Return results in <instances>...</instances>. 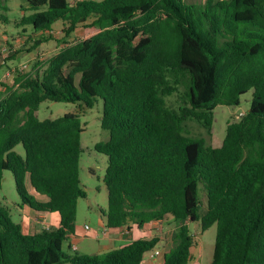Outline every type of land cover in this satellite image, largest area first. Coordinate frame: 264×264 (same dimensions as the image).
<instances>
[{
  "label": "trees",
  "instance_id": "1",
  "mask_svg": "<svg viewBox=\"0 0 264 264\" xmlns=\"http://www.w3.org/2000/svg\"><path fill=\"white\" fill-rule=\"evenodd\" d=\"M26 1L33 13L17 26L29 29L7 38L27 40L29 51L57 40L59 22L66 36L90 25L99 32L18 73L12 86L0 84V189L10 171L25 206L59 218L25 234L0 205V264H143L158 248L155 236L104 254L64 251L86 197L84 127L77 114L41 120L38 111L45 101L93 108L99 99L110 134L95 145L108 159L107 228L172 219L163 264H190V224L200 221L202 232L217 226L211 264H264V0ZM8 11L0 0V28ZM182 88L175 110L166 97ZM251 90L249 111L222 142L184 134L189 120L210 131L215 109L239 106Z\"/></svg>",
  "mask_w": 264,
  "mask_h": 264
},
{
  "label": "rangeland",
  "instance_id": "2",
  "mask_svg": "<svg viewBox=\"0 0 264 264\" xmlns=\"http://www.w3.org/2000/svg\"><path fill=\"white\" fill-rule=\"evenodd\" d=\"M74 3L76 0H69ZM188 3L200 4L206 0H185ZM9 7L7 13L9 23L1 25L0 28V84L4 83L12 86L15 82V77L18 73H31L38 62H45L50 57L60 51L61 47L74 43L79 40L87 39L99 32L96 27L85 26L78 28L70 36H66L63 32L61 22L54 25L53 35L57 40H50L43 43L36 50L29 51L30 47L25 43L27 40H16L7 38L21 34L25 27L17 26L23 15L32 14L29 10V4L26 0H5ZM9 44H6V40ZM26 67L24 68V66ZM183 88L179 92L166 97L169 107L178 110L182 106ZM253 91H249L241 97L239 106H224L220 105L215 109V119L212 129L209 131L200 125L195 120H189L184 125V134L194 138H202L207 145H216L222 142L226 136L227 126L229 123L239 121L246 114L251 106ZM66 113H74L80 116L84 127L82 134L83 154L80 160L81 166V182L86 192V197L81 198L78 203L77 217L75 221V230L82 231L85 235L83 239L77 241L78 254L93 255L104 254L108 250L102 249V245L106 241L102 237L101 222H106L103 212L108 208V190L104 183V175L108 164V159L105 155L98 153L95 150V145L99 142H106L109 139V131L102 128L103 101L98 100L93 108H86L80 104L66 102L45 101L41 104L38 111V116L41 120L56 119L64 116ZM17 151L23 154L21 146L17 147ZM27 189L30 194H33L29 183ZM200 195H202L200 191ZM38 196V195H37ZM203 198L205 197L202 195ZM44 199H46L44 197ZM0 205L6 207L12 220L15 223L23 224L24 218L29 215V207L25 206L16 188V183L12 172L4 173L2 188L0 189ZM206 210L205 200L201 209V214ZM53 215H57L53 213ZM85 225L90 227L85 229ZM23 227L25 234H34V229L31 227ZM55 227L52 225H44L42 228ZM177 224L172 220L160 222L157 225L149 226L144 230V236L152 238L158 236L161 242L158 248L146 257L154 255L151 260H159L161 256L169 249L171 245V236L176 230ZM191 232L194 236L195 245L192 249L193 259L191 264H211L216 242L217 226L214 225L205 232H202L201 222L190 224ZM95 235L98 236L95 238ZM141 237V238H145ZM71 239L66 240L63 244L64 251L75 253L74 250H69ZM156 262V261H155Z\"/></svg>",
  "mask_w": 264,
  "mask_h": 264
},
{
  "label": "crops",
  "instance_id": "3",
  "mask_svg": "<svg viewBox=\"0 0 264 264\" xmlns=\"http://www.w3.org/2000/svg\"><path fill=\"white\" fill-rule=\"evenodd\" d=\"M38 197L39 200H43V201L46 200L44 199V197H40V196ZM29 212L30 213L27 216L28 218L27 219L24 218L23 220V224H24L23 227H26L25 225L30 227V223H31V227L34 229V233L38 231L39 227H44V225H52L55 227L59 225L58 215H53V213H48V214L36 213L30 208H29ZM158 223H160V221L152 222L148 225L153 226V225H157ZM148 225H146L142 229L137 228L133 224L124 226L123 228L112 229V228H107L106 222H101V226L103 228L101 238H103L106 241V243L102 245V249L110 251L128 245L135 240L141 239V237H145L144 230L148 227ZM104 230H106L105 234H104ZM81 233L82 231L75 230L74 234L69 235V239H71L72 241L71 245H75L77 247V250H75V252L79 251L77 246V241L79 239L85 238L84 237L85 235H82ZM97 237L98 236L95 235V238ZM150 257H146L143 264H163L164 255L161 256L160 260L158 257L156 259L151 260Z\"/></svg>",
  "mask_w": 264,
  "mask_h": 264
},
{
  "label": "built area",
  "instance_id": "4",
  "mask_svg": "<svg viewBox=\"0 0 264 264\" xmlns=\"http://www.w3.org/2000/svg\"><path fill=\"white\" fill-rule=\"evenodd\" d=\"M25 67H26V65L24 66V68H25ZM241 115L244 116L245 114H242V113H241ZM47 229H49V227H47ZM85 229H86V230H89L90 227H89L88 225H85ZM105 233H106V230H104V234H105ZM72 248H73V250H77V247H76L75 245H73ZM153 256H154V255L152 254V255H151V258H152Z\"/></svg>",
  "mask_w": 264,
  "mask_h": 264
}]
</instances>
